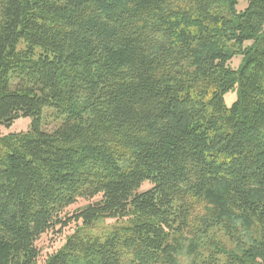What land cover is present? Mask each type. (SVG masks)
Instances as JSON below:
<instances>
[{"label": "trees", "instance_id": "1", "mask_svg": "<svg viewBox=\"0 0 264 264\" xmlns=\"http://www.w3.org/2000/svg\"><path fill=\"white\" fill-rule=\"evenodd\" d=\"M22 118L0 264L72 224L44 264H264V0H0V127Z\"/></svg>", "mask_w": 264, "mask_h": 264}, {"label": "rangeland", "instance_id": "2", "mask_svg": "<svg viewBox=\"0 0 264 264\" xmlns=\"http://www.w3.org/2000/svg\"><path fill=\"white\" fill-rule=\"evenodd\" d=\"M247 6H248V3L246 1H242L238 5L237 9L238 11H243L247 8ZM241 61H242L241 57H236L230 63L231 68L235 70L238 69L241 64ZM236 100H237V93L234 91L226 94L225 96L226 106L228 108L232 107L233 104L236 102ZM46 115L47 116L43 120L44 129L46 131L51 132L59 125V121L52 116L51 111H48ZM30 127H31V120L29 118H22L18 120L17 122H15L9 128L0 127V135L5 136V135L20 133V132H27L29 131ZM149 188H150V185L146 184L143 186L142 190L144 191ZM85 204H86L85 202H81L79 206H83ZM112 223L114 222L107 221L106 224L101 223L99 226L95 228L94 233L96 234L105 233L106 231H108ZM75 229H76V225L72 224L69 228L65 229L62 234L55 232V233H49L48 235L43 236L41 240L38 242V246L41 249L42 255H43L41 257L39 264H44L45 259L49 254L54 253L55 251L60 249L62 245L65 243L66 237L71 235L75 231ZM182 244L183 243H180L178 248H181ZM228 244L231 245V242L228 241ZM177 258H178L179 264H191L192 263V261H189V257L187 256L186 253L181 255L178 252Z\"/></svg>", "mask_w": 264, "mask_h": 264}]
</instances>
